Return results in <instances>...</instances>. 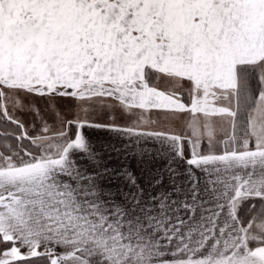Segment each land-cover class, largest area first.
<instances>
[{"label": "snow or ice", "instance_id": "obj_1", "mask_svg": "<svg viewBox=\"0 0 264 264\" xmlns=\"http://www.w3.org/2000/svg\"><path fill=\"white\" fill-rule=\"evenodd\" d=\"M0 264H264V0H0Z\"/></svg>", "mask_w": 264, "mask_h": 264}]
</instances>
